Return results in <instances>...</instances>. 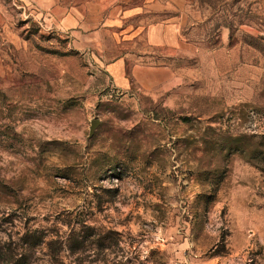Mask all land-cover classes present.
Listing matches in <instances>:
<instances>
[{
  "label": "rangeland",
  "instance_id": "1",
  "mask_svg": "<svg viewBox=\"0 0 264 264\" xmlns=\"http://www.w3.org/2000/svg\"><path fill=\"white\" fill-rule=\"evenodd\" d=\"M14 262L264 264V0H0Z\"/></svg>",
  "mask_w": 264,
  "mask_h": 264
},
{
  "label": "crops",
  "instance_id": "2",
  "mask_svg": "<svg viewBox=\"0 0 264 264\" xmlns=\"http://www.w3.org/2000/svg\"><path fill=\"white\" fill-rule=\"evenodd\" d=\"M55 1L58 0H50V3H55ZM67 4H70L68 2ZM77 9V8H76ZM71 10L68 8V12L70 15L73 13H78L80 18H82V12L78 9ZM67 11V8L65 12ZM178 17L172 16L168 18H158L154 19L153 21L149 22L146 29H147V36L148 40L153 45H160L164 43H173V39H176L178 37V23H177Z\"/></svg>",
  "mask_w": 264,
  "mask_h": 264
},
{
  "label": "water",
  "instance_id": "3",
  "mask_svg": "<svg viewBox=\"0 0 264 264\" xmlns=\"http://www.w3.org/2000/svg\"><path fill=\"white\" fill-rule=\"evenodd\" d=\"M97 122H98V119H97V118H94V119L92 120V122H91V126H90V134L93 133L94 128H95Z\"/></svg>",
  "mask_w": 264,
  "mask_h": 264
},
{
  "label": "trees",
  "instance_id": "4",
  "mask_svg": "<svg viewBox=\"0 0 264 264\" xmlns=\"http://www.w3.org/2000/svg\"><path fill=\"white\" fill-rule=\"evenodd\" d=\"M31 234V233H30ZM32 235V234H31ZM34 236V235H33ZM52 240H48V245L49 247H52L50 244H51ZM13 264H19L18 262H14Z\"/></svg>",
  "mask_w": 264,
  "mask_h": 264
}]
</instances>
